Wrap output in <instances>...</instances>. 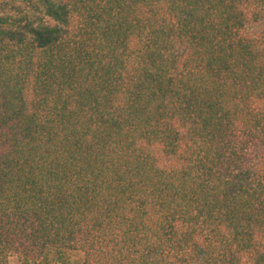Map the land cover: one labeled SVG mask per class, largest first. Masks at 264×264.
I'll use <instances>...</instances> for the list:
<instances>
[{
  "label": "trees",
  "instance_id": "trees-1",
  "mask_svg": "<svg viewBox=\"0 0 264 264\" xmlns=\"http://www.w3.org/2000/svg\"><path fill=\"white\" fill-rule=\"evenodd\" d=\"M264 264V0H0V264Z\"/></svg>",
  "mask_w": 264,
  "mask_h": 264
},
{
  "label": "rangeland",
  "instance_id": "rangeland-1",
  "mask_svg": "<svg viewBox=\"0 0 264 264\" xmlns=\"http://www.w3.org/2000/svg\"><path fill=\"white\" fill-rule=\"evenodd\" d=\"M8 264H17L15 255L9 256Z\"/></svg>",
  "mask_w": 264,
  "mask_h": 264
}]
</instances>
